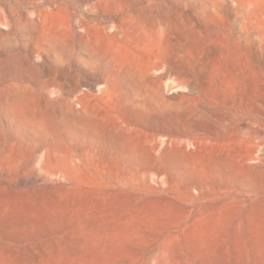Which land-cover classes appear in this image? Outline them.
<instances>
[{"label":"rangeland","instance_id":"obj_1","mask_svg":"<svg viewBox=\"0 0 264 264\" xmlns=\"http://www.w3.org/2000/svg\"><path fill=\"white\" fill-rule=\"evenodd\" d=\"M262 161L264 0H0V264H264V190L212 168Z\"/></svg>","mask_w":264,"mask_h":264},{"label":"bare ground","instance_id":"obj_2","mask_svg":"<svg viewBox=\"0 0 264 264\" xmlns=\"http://www.w3.org/2000/svg\"><path fill=\"white\" fill-rule=\"evenodd\" d=\"M44 21V20H43ZM59 26H55V28L52 30L51 35H57L56 33L61 30L64 31L66 29L65 23L63 21L59 22ZM58 23V24H59ZM63 26V27H61ZM95 48L103 53L106 54L108 58L109 65L112 64L113 66L117 67V71L119 70L120 74H123V78H127L131 83V88L135 89L136 91H140L142 89H149L152 98L148 100V103L159 108L162 107L163 104L157 102V104L154 103L153 98L161 95L162 93V86L159 82L157 83H151V71L154 70L155 66L151 59H148V61L142 60L137 53H129L127 52L126 55L121 51L118 44L110 41H105L103 38H99L95 40ZM119 74V75H120ZM118 76V75H117ZM112 86L115 85V79L114 76L110 79ZM26 124V123H25ZM92 137L94 138H100L101 135L99 132L92 131L90 132ZM104 142L106 144L109 143L107 139L104 138ZM55 149L61 153L62 160L67 164H74L76 161L77 155L73 153L72 150L67 146H63L61 143H57L55 145ZM153 147L145 146V144H139L138 149L135 151V159L136 162L143 163L145 162H152V160L155 159L153 155ZM133 152V150H131ZM175 156L169 155L167 156V162L168 164L171 163V161H174ZM186 162V160H185ZM262 166L259 168L261 171H264V161L261 162ZM69 165V166H71ZM192 165L187 164L184 167V170L187 174H190L192 172ZM213 170L216 169L218 173H221L220 175L224 174L225 178H234L238 177L242 183H247L251 186V188L254 191H263L264 190V180L263 175L260 174V172L252 170L248 167H243L245 169H236L233 167L232 164L223 166L220 165V168H217L216 166L212 167ZM72 170L75 173H78L81 177H83V171L77 164H74L72 166ZM223 172V173H222ZM205 173V169L201 167L196 168V175L198 177L203 176ZM86 174V173H85ZM95 183V182H94Z\"/></svg>","mask_w":264,"mask_h":264}]
</instances>
